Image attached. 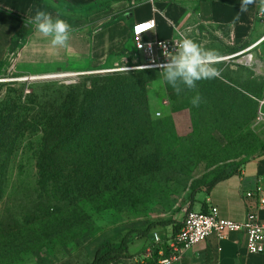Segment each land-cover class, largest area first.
Wrapping results in <instances>:
<instances>
[{"label":"rangeland","instance_id":"obj_1","mask_svg":"<svg viewBox=\"0 0 264 264\" xmlns=\"http://www.w3.org/2000/svg\"><path fill=\"white\" fill-rule=\"evenodd\" d=\"M229 40L214 32L195 41L226 57L233 55ZM233 59L225 60L227 69ZM125 61L58 74L7 63L0 67V101L16 105L24 116L32 106L31 93L42 94L50 85L62 91L84 86L96 75L137 60ZM63 74L68 76H57ZM253 83L247 88L260 98L256 92L262 81ZM147 89L151 117L172 124L163 134L176 135L172 144L160 147L161 134L150 137L126 181L81 200L79 206L58 201L42 188L37 168L42 134L23 130L24 119L13 123L22 133L10 135L0 153V264H91L102 246L119 245L124 237L133 240L152 224L182 219L202 202L200 190L264 153V104L240 91L229 71L179 95L174 89L169 94L163 76ZM197 94L198 107L191 102Z\"/></svg>","mask_w":264,"mask_h":264},{"label":"crops","instance_id":"obj_2","mask_svg":"<svg viewBox=\"0 0 264 264\" xmlns=\"http://www.w3.org/2000/svg\"><path fill=\"white\" fill-rule=\"evenodd\" d=\"M240 3L241 0H157L153 6L146 0H0V65L12 63L27 69L76 73L93 66L120 65L130 59L142 61L144 55L135 50L132 28L135 23L155 18L154 36L158 39L176 38L177 29L198 31L199 36L215 32L229 38L232 54L244 52L232 57L230 69L225 67L227 59L217 62L221 73L229 71L240 91L261 100L264 16L259 14V5L252 4L234 22ZM143 7L146 13L140 12ZM37 10L53 17L59 15L70 23L74 31L68 47L53 48L51 38L36 30L31 21ZM22 30L24 33L19 35ZM248 54L253 60L246 64ZM254 80L262 81L256 92L260 98L247 88L254 87ZM263 181L264 153L250 158L232 175L212 182L209 189L200 190L198 198L202 202H196L193 209H206L211 202L218 206L222 217L235 221L245 220L253 209L264 221V206L250 208L255 202L246 198V192L255 190ZM182 220L152 224L146 234L129 243L133 256L112 264H154L159 258L158 250L167 247ZM155 236L162 241L156 242ZM173 264H264V253L249 252L243 233H231L225 239L213 234L185 251Z\"/></svg>","mask_w":264,"mask_h":264},{"label":"trees","instance_id":"obj_3","mask_svg":"<svg viewBox=\"0 0 264 264\" xmlns=\"http://www.w3.org/2000/svg\"><path fill=\"white\" fill-rule=\"evenodd\" d=\"M23 33L22 30L19 35ZM3 65L6 64L0 67ZM161 70H137L138 74L111 71L90 77L84 86L67 91L51 85L44 87L42 94L29 95L32 106L24 116L16 105L0 101V153L10 135L22 133L13 123L24 119L23 130L42 134L37 159L39 183L44 190H51L58 201L79 206L81 200L118 186L140 163L142 148L150 137L161 134L158 144L162 147L172 144L171 138L176 136L173 133L163 138L172 124L150 115L147 84L161 78ZM166 87L171 94L173 88ZM237 168L212 184L232 175ZM130 242L124 237L119 246H102L91 264L118 263L132 257Z\"/></svg>","mask_w":264,"mask_h":264},{"label":"built area","instance_id":"obj_4","mask_svg":"<svg viewBox=\"0 0 264 264\" xmlns=\"http://www.w3.org/2000/svg\"><path fill=\"white\" fill-rule=\"evenodd\" d=\"M155 6L157 0H146ZM157 12L156 7L153 8ZM148 27L145 28L144 26ZM156 19L150 18L145 21L135 23L132 28V38L137 53H143L144 59L135 62L121 70H148L161 69L160 65L166 62L163 55L165 46L168 51L174 48L173 42L180 33L190 36L193 40L199 38L198 31L191 29H177V37L170 39H158L154 36L156 29ZM244 51L230 56H219L218 62L235 57ZM253 57L246 55V64L251 63ZM111 69L108 71H116ZM264 104V97L259 100ZM158 116L160 112L156 113ZM246 198L255 202L250 208L264 206V181L255 190L247 191ZM243 233L247 239V249L251 253H264V221L261 220L255 210H251L246 219L235 221L221 216L218 206L209 202L206 209L189 210L185 213L179 230L174 233L165 248L158 250L159 258L154 264H173L182 258L185 251L208 239L211 235H216L219 239L229 237L231 233ZM156 242H161V238L155 236Z\"/></svg>","mask_w":264,"mask_h":264},{"label":"clouds","instance_id":"obj_5","mask_svg":"<svg viewBox=\"0 0 264 264\" xmlns=\"http://www.w3.org/2000/svg\"><path fill=\"white\" fill-rule=\"evenodd\" d=\"M258 4L259 14L264 16V0H241L238 14L234 22L240 19V13L246 12L249 5ZM31 23L44 37H50L53 48H66L74 31L70 23L61 19L59 15L53 17L51 13L37 10ZM174 48L168 51L166 46L163 55L166 62L161 64L163 82L170 85L177 95L185 88L196 89L197 82L219 78L221 70L216 67L220 53L215 49H208L193 40L190 36L180 33L173 42ZM193 106L198 107L201 96L197 94L192 99Z\"/></svg>","mask_w":264,"mask_h":264},{"label":"water","instance_id":"obj_6","mask_svg":"<svg viewBox=\"0 0 264 264\" xmlns=\"http://www.w3.org/2000/svg\"><path fill=\"white\" fill-rule=\"evenodd\" d=\"M57 76L64 77V76H68V75L67 74H63V75H57ZM57 76H51V77H57Z\"/></svg>","mask_w":264,"mask_h":264},{"label":"bare ground","instance_id":"obj_7","mask_svg":"<svg viewBox=\"0 0 264 264\" xmlns=\"http://www.w3.org/2000/svg\"><path fill=\"white\" fill-rule=\"evenodd\" d=\"M56 74H58V73H56ZM52 76H56V75H52ZM70 76V75H69ZM72 76V75H71Z\"/></svg>","mask_w":264,"mask_h":264},{"label":"snow or ice","instance_id":"obj_8","mask_svg":"<svg viewBox=\"0 0 264 264\" xmlns=\"http://www.w3.org/2000/svg\"><path fill=\"white\" fill-rule=\"evenodd\" d=\"M144 27H145V28H147L148 26H147V25H145Z\"/></svg>","mask_w":264,"mask_h":264}]
</instances>
